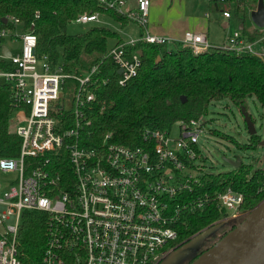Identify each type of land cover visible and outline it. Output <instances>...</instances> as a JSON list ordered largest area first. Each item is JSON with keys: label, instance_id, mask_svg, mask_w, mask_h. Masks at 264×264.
Instances as JSON below:
<instances>
[{"label": "built area", "instance_id": "1", "mask_svg": "<svg viewBox=\"0 0 264 264\" xmlns=\"http://www.w3.org/2000/svg\"><path fill=\"white\" fill-rule=\"evenodd\" d=\"M100 1L143 29L139 38L107 51L116 72L121 69L116 82L123 86L141 66L140 53L126 46L175 39L146 30L150 0H136L135 7L125 11L124 0ZM222 14L229 17L230 11L225 8ZM97 15L82 13L75 21H98ZM6 18L11 27L1 28L0 38L10 36L20 44L16 49L6 44L10 55L5 56L0 40V60L13 65L0 70V81L13 93V132L20 146L17 156L0 157V170L14 173L8 188L0 192V264H27L18 257L16 241L24 210L48 213L41 264H158L174 248L183 213L209 202V195L195 194L204 174L196 163L197 140L206 122L201 116L178 120L176 136L171 135L175 123L169 129L146 128L143 146L112 142L111 133L94 141L91 116L104 108L93 90L98 66L79 74L65 73L61 66L51 68L45 56L35 53V33L23 31L18 18ZM262 42L264 35L249 40L237 29L214 47L264 55L263 47H255ZM180 43L194 54L211 47L204 33L190 30ZM62 150L71 176L51 167ZM216 200L226 210L224 216L241 212L243 195L231 187L218 192Z\"/></svg>", "mask_w": 264, "mask_h": 264}, {"label": "trees", "instance_id": "2", "mask_svg": "<svg viewBox=\"0 0 264 264\" xmlns=\"http://www.w3.org/2000/svg\"><path fill=\"white\" fill-rule=\"evenodd\" d=\"M209 2L215 7L224 5L236 16L242 13L241 32L249 40L258 35L257 27L247 29L245 25V18L257 0ZM82 13L107 14L122 26L131 21L126 14L100 0H0V29L11 27L2 21L3 17L18 18L23 31L35 33V53L38 58L45 56L51 68L61 66L65 73L79 74L98 66L93 90L104 108L100 114L91 116L94 141H101L105 134L111 133L112 142L143 146L144 129H169L178 120L197 119L207 114L210 103L224 98L246 110V98L254 97L264 109V55L236 54L214 46L194 54L190 47L177 41L163 44L139 41L126 47L128 51H139L141 66L137 75L121 86L116 82L118 74L107 51L110 39L115 40L114 45L124 39L115 30L100 25L67 33V24ZM0 40L4 42V38ZM12 66L10 61L0 60V70ZM66 81L73 82L71 78ZM181 95L185 96V102H181ZM14 110L11 87L0 81V157H14L19 152L20 138L9 129ZM258 140V134L249 135L250 144L246 147L255 146ZM61 152L62 156L52 159L51 167L63 176H71L65 151ZM200 179L202 184L196 186L195 194L209 195V202L194 212L183 213L174 242H183L226 214L216 200L217 193L226 187L242 193L241 211L253 208L264 198L263 167L251 169L241 163L226 172L204 173ZM47 219L48 213L41 210H24L21 214L17 250L18 257L27 264H41Z\"/></svg>", "mask_w": 264, "mask_h": 264}, {"label": "rangeland", "instance_id": "3", "mask_svg": "<svg viewBox=\"0 0 264 264\" xmlns=\"http://www.w3.org/2000/svg\"><path fill=\"white\" fill-rule=\"evenodd\" d=\"M167 1L171 0H164V4ZM204 1L198 0L197 4L201 6L205 3ZM159 2L160 0H157V3ZM135 4V0H124L121 9L127 10ZM97 16L98 21L88 23H80L72 20L67 24L66 32L75 34L85 31L92 25H100L115 30L125 40L129 39V36L134 37V39L140 36L141 26L136 22L129 21L126 25L122 26L107 14H98ZM241 16L242 13H239V16L233 15L230 26L226 30L227 32H231L233 30L232 28L237 27L236 23L240 21ZM245 25L247 29L257 27L251 21L250 16L245 18ZM257 30V36L262 38L264 35V27H257ZM4 43L12 49H16L20 44L18 39L13 40L10 36L4 37ZM114 43L115 40L110 39L108 41V47L113 46ZM255 47L264 48V43H257ZM245 105L246 111L253 118L255 132L259 135V140L256 145L249 148L246 147L247 144H250V141L243 112L229 98L213 101L208 106L207 114L201 116L206 124L204 123V129L198 136L197 146L200 156L197 158L196 163L201 166L202 172L218 173L233 170L234 167L223 158H234L236 155L239 156L244 165H249L251 169L264 168V109L254 97L246 98ZM13 115L9 126L11 132H13ZM176 126L177 122L174 124L173 131H171L172 136L177 135ZM13 177L14 173H6L0 170V192L8 188ZM228 226L226 222L214 223L193 236L187 245L179 248L175 253L180 260V264H183V261L190 254L195 253L198 249L205 248L204 246L210 239L219 237L229 228ZM171 258L172 256L167 257L163 261V264H168Z\"/></svg>", "mask_w": 264, "mask_h": 264}, {"label": "water", "instance_id": "4", "mask_svg": "<svg viewBox=\"0 0 264 264\" xmlns=\"http://www.w3.org/2000/svg\"><path fill=\"white\" fill-rule=\"evenodd\" d=\"M249 16L257 27H264L263 0H257L256 7L250 11ZM2 21L6 23L7 18L3 17ZM2 51L5 56L10 55V51L5 44L2 45ZM255 54L258 56L263 55L260 53ZM117 72L120 73L121 69H118ZM185 100V96L181 95V102H185ZM241 111L243 112L248 134H255L250 114L245 110V107H241ZM223 159L234 168L239 167L242 163L237 155L234 158L225 157ZM218 222H226L229 228L219 237L210 239L204 246L205 248L198 249L195 253L187 256L183 264H264V198L253 208L222 216L212 224ZM208 226L200 231L205 230ZM200 231L170 250L158 264H163V261L169 256H172V258L168 264H180V260L175 253L179 248L187 245L190 239ZM193 254L196 255L188 259Z\"/></svg>", "mask_w": 264, "mask_h": 264}, {"label": "crops", "instance_id": "5", "mask_svg": "<svg viewBox=\"0 0 264 264\" xmlns=\"http://www.w3.org/2000/svg\"><path fill=\"white\" fill-rule=\"evenodd\" d=\"M197 2L198 0H171L164 4V0H160L159 3L157 0H150L146 30L153 34L167 35L177 42H180L186 30L201 32L205 34L210 46H216L223 44L233 31L242 28L241 21H237V27L227 32L231 18L235 15L233 11H230L229 17H225L222 14L224 5L215 7L206 0L200 6ZM135 5L127 10L134 8ZM142 31L141 28L140 35Z\"/></svg>", "mask_w": 264, "mask_h": 264}, {"label": "flooded vegetation", "instance_id": "6", "mask_svg": "<svg viewBox=\"0 0 264 264\" xmlns=\"http://www.w3.org/2000/svg\"><path fill=\"white\" fill-rule=\"evenodd\" d=\"M180 243H178V242H175L174 243V248H176L178 245H179ZM199 251H202V250H199ZM196 254H193V255H191L188 259H191L193 256H195Z\"/></svg>", "mask_w": 264, "mask_h": 264}]
</instances>
